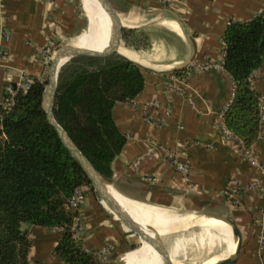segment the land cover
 I'll return each mask as SVG.
<instances>
[{
    "label": "crops",
    "instance_id": "1",
    "mask_svg": "<svg viewBox=\"0 0 264 264\" xmlns=\"http://www.w3.org/2000/svg\"><path fill=\"white\" fill-rule=\"evenodd\" d=\"M111 1L126 32L122 42L135 56L129 58L143 68L145 87L132 100L114 104V119L127 140L111 162V174L101 175L128 200L161 209L167 216L194 213L221 218L232 231L237 226L240 236L234 232L233 236L240 249L221 259L234 260L227 264H264V172L243 157L241 142L224 138L220 128L234 93V79L223 66L224 31L231 20L263 12L264 0ZM0 7L10 34L0 57V104H8L17 86L49 75L40 47L53 43L58 50L71 45L77 36L90 33L95 23L89 19L83 32L87 14L81 0H0ZM135 33L146 38V45L130 43ZM209 59L222 68L184 74L192 62ZM251 80L261 92L263 111L261 134L252 147L264 167V61ZM175 159L189 161L188 175L176 169ZM128 212L151 234L160 235L171 258L180 259L172 264H185L175 251L180 246L176 241L185 238L177 239L176 233L184 234L188 228ZM78 214L80 238L87 249L113 244L107 264H119L136 250L159 254L144 240L129 249L140 238L89 186H84ZM29 229L32 264H68L56 252L58 226L31 224ZM147 261L135 258L125 264Z\"/></svg>",
    "mask_w": 264,
    "mask_h": 264
},
{
    "label": "trees",
    "instance_id": "2",
    "mask_svg": "<svg viewBox=\"0 0 264 264\" xmlns=\"http://www.w3.org/2000/svg\"><path fill=\"white\" fill-rule=\"evenodd\" d=\"M99 23L109 20L96 11ZM110 21V20H109ZM97 32L103 34L98 25ZM126 38V32H124ZM111 36V33H110ZM224 68L234 79L232 100L224 111L225 125L251 147L261 134V92L252 74L264 61V11L246 20H231L224 31ZM122 46L129 48L122 42ZM94 58L74 56L71 62ZM65 64V65H64ZM58 74L54 103L57 121L105 177L127 137L117 125L113 106L132 100L145 87L141 64L120 53L92 66ZM47 79L17 86L11 104H0V264H32L30 229L23 222L58 226L57 255L68 264H97L96 253L74 235L78 209L68 206L77 186L96 191L90 176L48 120L44 108ZM141 215V214H138Z\"/></svg>",
    "mask_w": 264,
    "mask_h": 264
},
{
    "label": "water",
    "instance_id": "3",
    "mask_svg": "<svg viewBox=\"0 0 264 264\" xmlns=\"http://www.w3.org/2000/svg\"><path fill=\"white\" fill-rule=\"evenodd\" d=\"M103 2L112 20L111 41L109 45L106 48H103L102 50L75 47L72 45L61 46L57 50L50 65L49 75L47 78V84L44 93V108L48 120L56 127L62 140L77 156L85 171L90 176L96 191L102 197L104 202L117 215V217L126 224L129 230H131L140 238L141 241L144 240L149 243L155 250H157V252H159V254L163 256V264H172L171 254L168 248L164 245L163 241L158 238L155 234H151V232L147 228L143 227L113 196V194L109 190V184L104 180L103 176L98 171V169L74 142L69 133L57 121L54 114V103L58 85V74L61 66L68 59L78 55H86L92 57L109 56L115 52H118L115 47L121 45L122 43L123 23L119 12L115 8L111 0H103ZM62 58H66V60L59 64V61ZM30 225L31 223L23 222L22 228L27 229L30 227ZM233 232L234 234L240 236V231L235 225H233ZM239 249L240 244L237 247V251H239ZM233 261L234 260L232 258H224L219 260L216 264H227Z\"/></svg>",
    "mask_w": 264,
    "mask_h": 264
},
{
    "label": "bare ground",
    "instance_id": "4",
    "mask_svg": "<svg viewBox=\"0 0 264 264\" xmlns=\"http://www.w3.org/2000/svg\"><path fill=\"white\" fill-rule=\"evenodd\" d=\"M84 6L89 16V19L94 20L95 23V32L87 33L84 35L77 36L72 42V46L82 47V48H95V47H107L111 41V30H112V20L106 9V6L103 0H84ZM95 11L105 12L108 16L109 20L105 19L103 22L99 23V18L95 14ZM98 25L103 30V34L97 32ZM85 38V40L77 43L80 39ZM77 43V44H76ZM76 44V45H75ZM115 49L122 55L127 57H135L130 54L123 46L122 43L119 46H116ZM66 58H62L59 61V64L64 62ZM65 65V64H64ZM109 190L113 194V196L120 202V204L128 211L136 214L152 216L159 219H165L176 223L194 225V224H203L206 228H215L224 234L226 252L227 254L234 253L237 248V240L233 236L232 226L229 222L211 216L198 215V214H187V215H173L167 216L162 212L161 209H156L155 207H150L144 205L142 203H138L135 201H130L120 193H117L112 189V186L109 185ZM208 222V223H206ZM223 256L216 258L210 264H215L218 262ZM140 258V259H148V261L144 264H163L164 258L163 256H159L158 253L155 252H142L140 250H136L133 253L127 255L123 258L124 264L132 259ZM174 263H180V260L171 258Z\"/></svg>",
    "mask_w": 264,
    "mask_h": 264
},
{
    "label": "rangeland",
    "instance_id": "5",
    "mask_svg": "<svg viewBox=\"0 0 264 264\" xmlns=\"http://www.w3.org/2000/svg\"><path fill=\"white\" fill-rule=\"evenodd\" d=\"M81 4L83 6L84 12L87 14V11H86L85 6H84V0H81ZM88 25H89V16L87 14V24H86L83 32L87 29ZM93 32H95L94 26H93L92 31L90 33H93ZM145 40H146V38L141 33H135V34H133V37L132 36L130 37V43H132L134 46L146 45ZM103 48H106V47L102 46V47H95V48H91V49L102 50ZM125 49H127L128 51L129 50L131 51V49H128V48H125ZM118 53L119 52H115L113 54H118ZM113 54H111L109 56H112ZM80 56H86V55H80ZM109 56H100V57L86 56V57L94 58L95 61H92V62H90L86 59H79L77 61L71 62V58H70L65 63L70 64L69 69H71L75 66L81 65V64L92 66L95 64H99L105 58H107ZM50 65H51V63L49 64V67H50ZM47 78H48V76L46 77V79ZM112 189L114 191H116L114 189V187H112ZM156 209H158V208H156ZM206 223H208V222H206ZM180 225H182V226H178L179 228H188V229L185 230L184 234H183V232H180V231L176 233L177 239H183L184 240V238H185V240L183 242H181L180 240L176 241V242L180 243V246H179V249H177L175 251L177 252V254H180V257L183 258L185 264H208L209 262H212L217 256L221 257V255L225 256L227 254V252H226L227 248L225 245L224 234L222 233V231L215 229V228H206L203 224L188 225V224L180 223ZM148 227L150 228L151 226H148ZM165 231L167 233L171 230L167 231L165 229ZM160 234H163V233H160ZM155 235L158 238L160 237L159 234L155 233ZM140 243H141V240L139 239L138 241L134 242L131 245V248H129V249L133 250V249L138 248L141 245ZM180 249H181V253H180ZM170 251H171V249H170ZM109 258H110V256H109ZM109 258H108L107 262L109 261ZM149 261H151V260H149ZM107 262H106V264H107ZM147 262H145V263H147ZM119 264H124L123 260H120Z\"/></svg>",
    "mask_w": 264,
    "mask_h": 264
},
{
    "label": "built area",
    "instance_id": "6",
    "mask_svg": "<svg viewBox=\"0 0 264 264\" xmlns=\"http://www.w3.org/2000/svg\"><path fill=\"white\" fill-rule=\"evenodd\" d=\"M169 1L170 0H162V2L164 3H169ZM9 39H10V34L9 32H7L5 25L3 23L2 10L0 7V57L2 56L5 50L4 43L5 41ZM38 51L41 55L43 62L49 65L53 59L54 53L57 51V46L53 43H49L45 46L40 47ZM218 68H222V65L216 61L209 59L205 61L192 62L190 65H188L185 68L184 74L191 75L195 71H208V70L218 69ZM31 81L32 80H27L25 84L22 86L26 88L30 84ZM12 102H13V99L8 104H11ZM262 121H263V111H262ZM220 128H221L222 136L224 138L231 139L236 143L241 142V150H242L243 157L247 161H249L251 164L261 167L264 172V167L262 166L259 158L255 154L253 147H252L253 145L251 147L246 146L241 140V138L237 136V134H235L231 129H229L225 125V123H223ZM174 163H175L176 169L180 171L182 174L184 175L189 174L190 163L188 160L175 159ZM260 181L261 180H259L258 182L260 183ZM225 193L228 195H231V192L228 189L225 191ZM83 195H84V186H81V185L77 186L74 190V193L70 197L68 206L73 209H78ZM80 224H81V218L78 214L75 216L73 224H72V229L76 237H80V230H79ZM262 238L263 236H261V240ZM112 249H113V244L109 243L105 245L104 247L94 251L96 253L97 260H98L97 264H106Z\"/></svg>",
    "mask_w": 264,
    "mask_h": 264
}]
</instances>
